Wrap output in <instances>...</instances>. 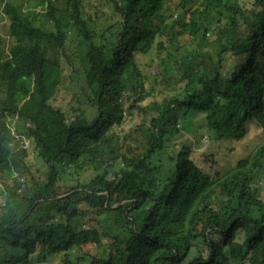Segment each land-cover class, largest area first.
<instances>
[{
  "label": "trees",
  "instance_id": "trees-1",
  "mask_svg": "<svg viewBox=\"0 0 264 264\" xmlns=\"http://www.w3.org/2000/svg\"><path fill=\"white\" fill-rule=\"evenodd\" d=\"M71 35L69 114L53 102ZM189 115L235 141L264 130V0H0V264H264V140L214 176L184 146L157 179Z\"/></svg>",
  "mask_w": 264,
  "mask_h": 264
},
{
  "label": "rangeland",
  "instance_id": "rangeland-1",
  "mask_svg": "<svg viewBox=\"0 0 264 264\" xmlns=\"http://www.w3.org/2000/svg\"><path fill=\"white\" fill-rule=\"evenodd\" d=\"M99 9L102 10L107 18L110 17L114 19L111 10L108 9L107 6H102ZM75 43V38L71 35L65 45V53L71 58L68 63H66L63 59V72L60 90L53 102L54 105L61 107L69 114L72 113V108L74 109L76 105H78V100L83 102L80 92L81 88L84 87V77L76 58ZM139 62L146 65H149L148 63L153 64L149 57L143 55H140ZM145 72L147 73V71ZM161 97L162 96L155 91L146 97L142 104H148L153 99L160 100ZM127 106L128 103H125V107ZM125 119L126 120L123 122L122 128L123 130H129L141 123L143 116L136 111H132V114L127 115ZM188 119L190 120L189 123L187 121ZM182 124H184L187 128L184 129ZM201 124V117L198 115L193 116V118L189 115L186 116L184 120H179L177 122L179 132L175 135H171L168 139V144L164 154L158 159L155 158V163H158L157 160H162L161 162L164 166L157 174L158 180L166 179V177L172 172V164L168 161L167 155H172L181 151L184 146L190 149V156L196 165L214 176V173L223 174L226 170L234 167L239 160L248 157L254 148L264 140V130L261 129L255 122H252L247 126L246 135L239 141H235L232 136L228 134L222 137L220 136V133L214 130L212 131L208 129L206 130V128H199L198 126H201ZM197 128L199 129L197 130ZM28 161L32 165L34 171L38 172L37 174L42 176L46 167L40 160L35 158V155L30 147L28 150ZM65 172L68 173L66 169ZM93 175V172H87L84 174V179L88 180L92 178ZM2 192V188L0 187V204L3 200ZM101 218H105V215H102L100 219ZM89 224L95 227L100 226V224L97 223ZM109 241V239H106L105 242L108 243ZM241 243L242 235H238V238L231 245L224 248V252L230 260L236 259L238 256ZM85 251L95 254V249L91 246H87ZM36 262L37 261L32 260V264H37ZM42 264L60 263L58 257H46ZM233 264L240 263L235 262Z\"/></svg>",
  "mask_w": 264,
  "mask_h": 264
}]
</instances>
